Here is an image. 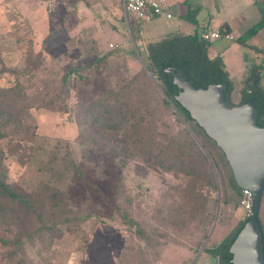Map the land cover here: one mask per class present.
I'll return each mask as SVG.
<instances>
[{
  "label": "rangeland",
  "instance_id": "obj_1",
  "mask_svg": "<svg viewBox=\"0 0 264 264\" xmlns=\"http://www.w3.org/2000/svg\"><path fill=\"white\" fill-rule=\"evenodd\" d=\"M39 1L45 25L37 14L27 22L6 5L7 0H0V87L8 88L17 80L27 97L39 98L33 101L39 105L60 95L64 72L73 69L76 74L67 83V111L32 107L27 120L30 132L19 151L10 154L7 142L1 144L2 164L6 182L35 198L41 199L50 188L63 192L65 207L55 210L45 204L42 212L49 225L66 223L27 242L14 261L6 258L9 250L0 245V264H178L171 259L173 247L192 250L188 264L197 262L213 246V233L227 235L243 219L240 196L227 186L221 154L209 143L224 171L223 187L215 171L216 189L197 185L193 189L192 180L173 165L174 157L194 154L187 147L194 140L190 126L162 101L158 82L146 81L139 54L144 50L124 23L119 37L113 38L117 26L105 19L106 50L112 54L101 59L93 46L81 44L79 34L78 43L69 37L68 12L56 16L47 0ZM260 41L264 46V31ZM35 54L42 56L38 63ZM34 64L38 67L29 74H17L19 68L32 69ZM104 91L109 98L105 105L113 110L127 107L133 116L131 126L121 122L115 129L112 125L121 120L120 114L110 115L105 142L92 129L81 131L77 123V105ZM231 101L238 103L236 91ZM159 154L163 159L156 157ZM70 160L82 169L81 179L74 180L66 169ZM195 165L204 176L205 165L198 159ZM116 205L152 236L150 247L127 229ZM259 218L264 228V198Z\"/></svg>",
  "mask_w": 264,
  "mask_h": 264
},
{
  "label": "trees",
  "instance_id": "obj_2",
  "mask_svg": "<svg viewBox=\"0 0 264 264\" xmlns=\"http://www.w3.org/2000/svg\"><path fill=\"white\" fill-rule=\"evenodd\" d=\"M254 2L259 12L260 20L241 36V43H245L247 39L264 28V0H254ZM187 17L190 21H194L193 12L189 13ZM208 45L209 42L203 41L197 35H173L159 42L148 44L144 53L142 54L139 52V54L148 72L153 76L154 80L158 82L160 89L167 97L168 101L165 99L162 101L165 104L172 105L175 111L189 124V128L193 135L207 153L217 173L220 186L223 187L225 182L222 179V173H224V171H221L218 160L210 151L209 143L214 145L221 154V159L227 169V172L225 171V174L227 173V186L233 190L237 196H241V190L236 186L233 180L230 168L223 153L190 118L189 113L175 100V96L178 94L177 87L172 82L171 74L165 72V69L168 67L180 68L185 78L187 80H192L193 86L196 89L206 88L211 83L225 82L226 89L223 95L227 102L232 103V84L228 78V74L220 58L209 59L207 57L206 50ZM30 52L32 53L31 47L28 51L29 56H31ZM111 54L112 52H106L105 55L100 57L101 59H105ZM41 58V54L34 55V59L37 63ZM37 67V64L32 65V69L21 67L18 69L17 74L19 76L27 75L31 70ZM12 72H14V70H12ZM254 72V70H251L249 79L244 82L237 104L251 102L258 110L256 119L257 125L264 127V88L260 86L259 74H255ZM73 74H76V70L70 69L64 72L59 80L60 89L58 93H60V95L54 96L53 99L49 98L43 100L44 102L41 100L42 104L39 105L33 102L39 100V98L37 97L34 99L33 97H27L23 85L17 80L8 88L0 87V245L9 250L6 254V258L10 261L16 260L17 254L24 249L27 242L33 241L35 238L39 237L42 232L45 234L53 230L57 231L58 223H66V220H62L61 222H54L51 225L47 224V222L44 221L42 212L45 204H48L50 208L55 210L61 209V207H65V205L63 204L64 193L56 188L48 189L44 196L38 199L15 185L6 182L2 164L5 153L1 144L7 142L10 154H16V152L19 151L20 144L24 141L25 135L30 132L27 120L28 112L32 107H44L53 111H67L68 104L64 99L68 96L69 90L67 83ZM143 75L146 81L151 83L152 79L145 71H143ZM202 76H204V78ZM107 99L109 98L105 97L104 91L88 101L77 105L79 110L77 123L81 131L84 129H92L104 139V142L105 126L108 124L107 119L110 115H117V112L120 114L121 120H116L112 125L115 129L120 128L119 125L121 122L131 126L132 121L130 120L133 118L132 114H128L127 107L119 105L121 107L120 109L116 108V110H113L105 105ZM114 102L117 101L115 100ZM119 106L117 105L116 107L119 108ZM187 147L194 151V154H180L174 157V159H177V163L173 164L174 167H178L179 172L192 180L191 185L193 184V189L195 185H197V189H202L203 187H212L216 189L214 173L207 157L193 139L187 142ZM156 157L162 158V154ZM197 159L200 160L201 164L203 163L205 165L203 171L204 176L202 175V177L198 174L200 171L194 168ZM170 168H172V166H169V169ZM66 169H68L74 180L82 178V169L72 160L69 161ZM196 176L199 177L200 182H197L199 180ZM263 198L264 193L262 200ZM223 203L227 204L228 200H223ZM115 212L123 219L127 229L133 231L138 238L144 240L150 247L153 239L152 236L145 234L140 224L131 218L130 213L121 210L117 205L115 207ZM257 219L260 225L259 215ZM246 221L247 217L242 219L217 247L207 250V252L216 256L218 264H231L232 255L229 252V247ZM33 223H38V226L35 227ZM8 235L12 236L8 237ZM206 236L207 233L205 232L202 238L205 239ZM162 245H164V243Z\"/></svg>",
  "mask_w": 264,
  "mask_h": 264
},
{
  "label": "crops",
  "instance_id": "obj_3",
  "mask_svg": "<svg viewBox=\"0 0 264 264\" xmlns=\"http://www.w3.org/2000/svg\"><path fill=\"white\" fill-rule=\"evenodd\" d=\"M7 1L6 5L11 6V10L22 19L30 22L33 15L37 14L38 19L41 18V23L44 22L45 25L46 13L44 9L41 10L39 0ZM164 1L166 15L154 16L149 12L148 19H138L126 14L122 4L112 0H47L46 3L49 10L53 8L56 16L61 11L68 12L72 21L69 37H75L78 43L77 34H79L80 39H83L81 44L93 46L94 53H100L101 56L105 55V52H111L106 50L105 24L108 23H105V19L117 26V33L113 34V38L119 37L120 23H124L135 44L144 51L148 44L159 42L169 36H199L205 28L224 29L233 36V39L220 37L209 42L206 53L209 59H221L232 84L231 95L236 91L239 100L240 91L244 82L249 79L251 70L259 74L260 86L264 88V46L260 41L264 28L245 43L240 42L241 36L260 20L254 0ZM191 12L194 21H190L187 17ZM46 39L47 37L43 38ZM36 42L35 40L34 43ZM144 51L140 53L143 54ZM209 149L212 152L210 147ZM227 235H222L220 232L213 233L211 236L213 246L205 249L197 262L194 260L191 264H218L216 256L207 250L217 247ZM171 252V259L176 260L178 264H188L193 251L183 247H173Z\"/></svg>",
  "mask_w": 264,
  "mask_h": 264
},
{
  "label": "water",
  "instance_id": "obj_4",
  "mask_svg": "<svg viewBox=\"0 0 264 264\" xmlns=\"http://www.w3.org/2000/svg\"><path fill=\"white\" fill-rule=\"evenodd\" d=\"M141 63L155 82L145 63L142 60ZM165 72L171 74L172 82L177 87L175 100L223 153L236 186L251 192V212L229 247L231 264H264L263 237L257 219L264 192V127L256 123L258 110L251 102H227L223 95L225 82L211 83L206 88L196 89L192 80H187L180 68L168 67ZM158 89L167 100L160 87ZM189 132L207 157L216 176L207 153L193 133Z\"/></svg>",
  "mask_w": 264,
  "mask_h": 264
},
{
  "label": "built area",
  "instance_id": "obj_5",
  "mask_svg": "<svg viewBox=\"0 0 264 264\" xmlns=\"http://www.w3.org/2000/svg\"><path fill=\"white\" fill-rule=\"evenodd\" d=\"M122 4L126 14L133 15L138 19H148L149 12L154 16L166 15L164 0H112ZM199 37L206 42H211L224 37L226 39H233V36L226 30H214L205 28ZM240 208L242 218L249 216L252 209V195L248 190H241Z\"/></svg>",
  "mask_w": 264,
  "mask_h": 264
},
{
  "label": "flooded vegetation",
  "instance_id": "obj_6",
  "mask_svg": "<svg viewBox=\"0 0 264 264\" xmlns=\"http://www.w3.org/2000/svg\"><path fill=\"white\" fill-rule=\"evenodd\" d=\"M260 227H261V231H262V237H263V247H264V228H263V226H262V224H261V222H260Z\"/></svg>",
  "mask_w": 264,
  "mask_h": 264
}]
</instances>
